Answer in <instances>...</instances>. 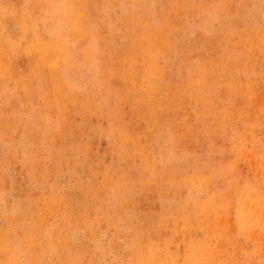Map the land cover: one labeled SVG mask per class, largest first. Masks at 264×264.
I'll return each mask as SVG.
<instances>
[{
    "label": "rangeland",
    "instance_id": "1",
    "mask_svg": "<svg viewBox=\"0 0 264 264\" xmlns=\"http://www.w3.org/2000/svg\"><path fill=\"white\" fill-rule=\"evenodd\" d=\"M0 264H264V0H0Z\"/></svg>",
    "mask_w": 264,
    "mask_h": 264
},
{
    "label": "bare ground",
    "instance_id": "2",
    "mask_svg": "<svg viewBox=\"0 0 264 264\" xmlns=\"http://www.w3.org/2000/svg\"><path fill=\"white\" fill-rule=\"evenodd\" d=\"M66 26V25H65ZM70 26V25H69ZM67 29V28H66ZM64 31V30H63ZM21 58V57H20ZM6 61V60H5Z\"/></svg>",
    "mask_w": 264,
    "mask_h": 264
}]
</instances>
